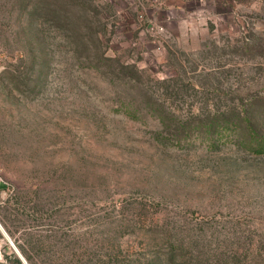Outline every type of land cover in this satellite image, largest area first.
Segmentation results:
<instances>
[{
    "label": "rangeland",
    "instance_id": "obj_1",
    "mask_svg": "<svg viewBox=\"0 0 264 264\" xmlns=\"http://www.w3.org/2000/svg\"><path fill=\"white\" fill-rule=\"evenodd\" d=\"M0 177L25 264H264V0H0Z\"/></svg>",
    "mask_w": 264,
    "mask_h": 264
},
{
    "label": "crops",
    "instance_id": "obj_2",
    "mask_svg": "<svg viewBox=\"0 0 264 264\" xmlns=\"http://www.w3.org/2000/svg\"><path fill=\"white\" fill-rule=\"evenodd\" d=\"M8 195V188L0 177V205H2L7 200ZM9 241L10 236L6 232V229L0 220V264H6L7 260L12 257V254H15L14 256L18 258L21 264H23L25 262V258L16 247L14 248L9 246Z\"/></svg>",
    "mask_w": 264,
    "mask_h": 264
}]
</instances>
